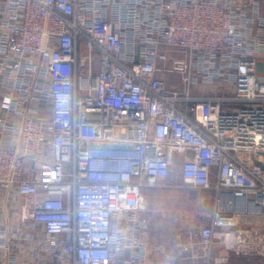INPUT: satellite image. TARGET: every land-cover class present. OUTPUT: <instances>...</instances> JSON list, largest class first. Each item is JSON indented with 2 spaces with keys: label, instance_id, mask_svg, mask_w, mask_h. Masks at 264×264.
Listing matches in <instances>:
<instances>
[{
  "label": "built area",
  "instance_id": "built-area-1",
  "mask_svg": "<svg viewBox=\"0 0 264 264\" xmlns=\"http://www.w3.org/2000/svg\"><path fill=\"white\" fill-rule=\"evenodd\" d=\"M262 6L0 0V127L15 130L1 112L20 121L17 142L0 140V264H152L142 189L171 179L177 155L214 215L264 219ZM168 47L185 59L169 67ZM216 243L264 264V223L243 221L179 232L178 264L227 261Z\"/></svg>",
  "mask_w": 264,
  "mask_h": 264
},
{
  "label": "crops",
  "instance_id": "crops-1",
  "mask_svg": "<svg viewBox=\"0 0 264 264\" xmlns=\"http://www.w3.org/2000/svg\"><path fill=\"white\" fill-rule=\"evenodd\" d=\"M3 89L0 90V97ZM1 115L5 117L6 122L14 127V131H6L0 127V140L4 147L17 142V128L19 119L12 114ZM177 164L183 160V156L177 155ZM178 168V167H177ZM179 169V168H178ZM143 209L146 211V217L149 226L144 234V239L150 248L149 262L152 264H178L177 261V235L182 231H191L197 227L214 224V231L219 235L226 229H233L239 222L261 223V218L239 217L234 215L218 214L214 215V195L212 189L201 187H191L178 180L173 182L171 179L163 181V184L155 187H145L142 189ZM10 206L4 195L0 193V218L7 217L10 212ZM178 223V229L160 226L161 222L169 219ZM254 224V223H253ZM163 233L168 238H163ZM161 240V241H159ZM212 251L214 256H228V260L220 264H238V256L233 255L227 248L214 244ZM232 255V256H230Z\"/></svg>",
  "mask_w": 264,
  "mask_h": 264
},
{
  "label": "rangeland",
  "instance_id": "rangeland-1",
  "mask_svg": "<svg viewBox=\"0 0 264 264\" xmlns=\"http://www.w3.org/2000/svg\"><path fill=\"white\" fill-rule=\"evenodd\" d=\"M261 12L264 13V6L261 7ZM167 51L170 53V58L168 61V66H171V61L173 59H177V58H184L185 56L180 55L179 53L176 52L174 47H168ZM97 69V57L94 55V70ZM163 77L165 79V83H166V87L168 89H176V90H182L183 89V82L181 81V74L179 72H175V71H168V72H164L163 73ZM202 92V94H214V93H223L226 94L225 88L224 86L221 87H217V86H209L206 88H201V90H199V93ZM233 105V104H231ZM235 106V105H233ZM237 106V104H236ZM178 164L175 165L173 172L171 174V180H173V182H177L178 180L181 181V177H180V173L178 170ZM140 215L142 217H144V219L147 222V225L149 226V221L146 217V211H144L143 213H140ZM256 219L252 220V222L254 224H256L257 222H255ZM262 223H264V220L260 221ZM160 226H168V227H172L175 228L176 230L178 229V223L174 222L173 219H169L167 220L165 223L161 222ZM164 238H168L167 235L165 233H163V238L161 239L162 241L164 240ZM159 240V241H161ZM212 256H214V251H212ZM232 256V255H230ZM238 264H256L257 260L256 259H251V260H247L245 258L239 257L238 258Z\"/></svg>",
  "mask_w": 264,
  "mask_h": 264
}]
</instances>
